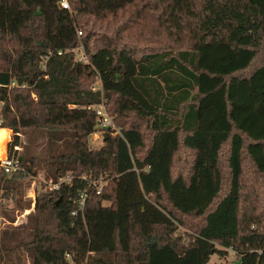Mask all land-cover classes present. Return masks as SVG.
I'll return each instance as SVG.
<instances>
[{
	"label": "trees",
	"instance_id": "16d2710c",
	"mask_svg": "<svg viewBox=\"0 0 264 264\" xmlns=\"http://www.w3.org/2000/svg\"><path fill=\"white\" fill-rule=\"evenodd\" d=\"M62 1L0 0V130L24 169L0 178V264H264V0ZM99 105L119 133L93 149ZM27 130L43 165L14 152ZM41 170L71 180L26 202Z\"/></svg>",
	"mask_w": 264,
	"mask_h": 264
},
{
	"label": "rangeland",
	"instance_id": "374dc122",
	"mask_svg": "<svg viewBox=\"0 0 264 264\" xmlns=\"http://www.w3.org/2000/svg\"><path fill=\"white\" fill-rule=\"evenodd\" d=\"M98 84H96V87H94L96 90L100 89V84L99 85ZM104 109L106 110L105 106H104ZM106 112H107V110H106ZM107 114H108V112H107ZM108 116L111 118V121H112V124L109 127L110 129L108 130L107 128H101L100 127L101 129H99V131L94 133L90 138V141H89L90 148H93V149L100 148L101 146H103L106 136L113 138L114 136H116L119 133V129L116 127V125L113 121V118L109 114H108ZM105 130H108V132H106ZM41 134L39 133L38 130H27L25 133H22L21 137H20L21 143H20L19 154H22V155L26 154L28 157L36 156L40 160V163L43 165L44 164V162H43L44 156H45V153L47 151V144H46V136L43 135V133H41ZM13 138H14V136H12L11 140H13ZM2 155H4V154L0 153V156H2ZM44 180L46 181L47 184L50 182L49 180L45 179L44 172H43V170H41L39 176L35 177V181H36V183L38 181H40L42 183V182H44ZM105 180L108 182L109 179H105ZM42 186H44V185H42ZM42 186H39V187H42ZM32 187H33V182L31 183L30 187L25 190L26 193L24 195V200L26 202L30 200V199H28V198H31L30 194L33 195V192H35L33 189L34 187L33 188ZM38 192L39 191H37V194H38ZM23 194L24 193L22 192V193H19L17 196L23 197ZM26 202H25V204H26ZM105 204L107 205V203H105ZM8 208H9L8 209L9 214L11 213V215H13V212L17 209L14 201L10 200ZM33 210H34L33 205L29 210H26V211L16 210L15 215H16L17 222L19 224L25 223L26 221H25V217H23V215L28 211H29V213H31ZM19 218H20V220H19ZM6 220L1 221L2 222L1 228H3V229H5L9 225V222ZM3 221H6V222H3ZM14 225H15V223H14ZM22 226H24V228H25V225H22ZM28 233L29 232L27 229L22 230L21 234L23 235V238H24L23 240H26V241L29 240V234ZM21 250H22V248H19L16 255H20V254L25 253V252H22ZM234 262H236L235 254L232 252H229L227 257H225V258H222L219 255L212 256V258L208 264H232ZM26 263L29 264V262H27V261H26Z\"/></svg>",
	"mask_w": 264,
	"mask_h": 264
},
{
	"label": "built area",
	"instance_id": "2783aa9c",
	"mask_svg": "<svg viewBox=\"0 0 264 264\" xmlns=\"http://www.w3.org/2000/svg\"><path fill=\"white\" fill-rule=\"evenodd\" d=\"M61 8L70 9L69 4L66 0L61 2ZM79 61L87 63L88 59H87V56L85 55V53L79 54ZM13 85H15V84H13ZM93 90L96 91L95 88H93ZM96 114H97V122H98L99 127L109 128L111 126L112 121H111V118L108 116L106 110L104 109V105H99L96 107ZM2 123H3V121L0 118V127L2 126ZM18 135L21 137L20 134H18ZM12 136H14V134L10 133L9 140H8L6 148H5V154H4V156H0V178H1V176H12V175H15V174L24 170L20 164V161L17 160L15 157L10 156L9 146L13 141V140H11ZM19 151H20V146H15L14 152H19ZM70 180H71L70 178H65V179H61L60 183H52V181H50L47 184L45 180L42 183L40 181H38L36 183L35 178H34V180H33V187L34 188L33 187L32 188L34 189L35 192H33V195L30 194V197L34 201L36 199V196H37V191H39L38 193H40V192L46 191V190H56L60 187L61 183L70 182ZM38 185L39 186L45 185L46 187H45V189H43V186L39 187ZM104 185H105V183L103 181H95V182L91 183V186L95 187L97 189V194H100L102 192ZM87 197H88V193L86 191L81 193L80 199H79L78 210L73 212V215L77 216L79 213L83 214V211H84V208L86 205V201H87ZM33 207H34V204H33ZM27 213L29 214V211L26 212L23 215V217H25L27 215ZM19 220H20V218H19ZM17 223H15V224H17Z\"/></svg>",
	"mask_w": 264,
	"mask_h": 264
},
{
	"label": "bare ground",
	"instance_id": "6f19581e",
	"mask_svg": "<svg viewBox=\"0 0 264 264\" xmlns=\"http://www.w3.org/2000/svg\"><path fill=\"white\" fill-rule=\"evenodd\" d=\"M10 137V132L8 133V140ZM6 138H7V131L6 130H0V153L5 154V148H6ZM7 140V142H8ZM4 156V155H2Z\"/></svg>",
	"mask_w": 264,
	"mask_h": 264
},
{
	"label": "crops",
	"instance_id": "0c3cea01",
	"mask_svg": "<svg viewBox=\"0 0 264 264\" xmlns=\"http://www.w3.org/2000/svg\"><path fill=\"white\" fill-rule=\"evenodd\" d=\"M1 130H6L7 131V138H6V143H7V140H8V133H13L12 130H9V129H1Z\"/></svg>",
	"mask_w": 264,
	"mask_h": 264
},
{
	"label": "water",
	"instance_id": "95a60500",
	"mask_svg": "<svg viewBox=\"0 0 264 264\" xmlns=\"http://www.w3.org/2000/svg\"><path fill=\"white\" fill-rule=\"evenodd\" d=\"M107 137H105V139H106Z\"/></svg>",
	"mask_w": 264,
	"mask_h": 264
}]
</instances>
